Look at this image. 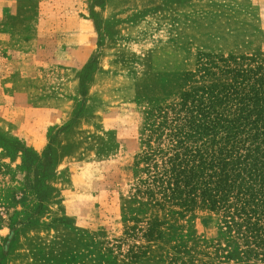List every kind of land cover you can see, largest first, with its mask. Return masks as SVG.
I'll return each instance as SVG.
<instances>
[{
  "label": "rangeland",
  "instance_id": "obj_1",
  "mask_svg": "<svg viewBox=\"0 0 264 264\" xmlns=\"http://www.w3.org/2000/svg\"><path fill=\"white\" fill-rule=\"evenodd\" d=\"M231 55L264 59V0H0V264H264L135 189L149 111Z\"/></svg>",
  "mask_w": 264,
  "mask_h": 264
},
{
  "label": "trees",
  "instance_id": "obj_2",
  "mask_svg": "<svg viewBox=\"0 0 264 264\" xmlns=\"http://www.w3.org/2000/svg\"><path fill=\"white\" fill-rule=\"evenodd\" d=\"M246 59L205 61L201 77L216 81L149 111L135 189L153 204L221 211L264 258V59Z\"/></svg>",
  "mask_w": 264,
  "mask_h": 264
}]
</instances>
